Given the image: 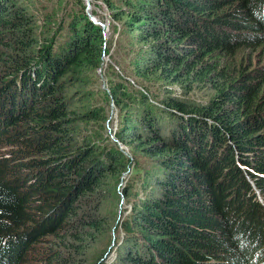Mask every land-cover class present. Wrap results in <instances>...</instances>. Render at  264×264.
<instances>
[{"label": "trees", "instance_id": "16d2710c", "mask_svg": "<svg viewBox=\"0 0 264 264\" xmlns=\"http://www.w3.org/2000/svg\"><path fill=\"white\" fill-rule=\"evenodd\" d=\"M117 1L107 0L115 20L146 50L143 74L186 89L165 86L162 106L141 99L120 130L119 141L132 142L131 129L160 159L119 264H261L264 73L225 70L217 56L263 42L264 0ZM8 17L0 13L5 31L20 32L24 20ZM85 26L59 57L44 47L3 68L12 81L0 87V143L10 147L0 150V264H101L108 253L97 248L110 228L103 207L126 163L78 140L54 85L100 63L101 30ZM207 83L215 93L206 102L188 98ZM21 88L30 105L17 100Z\"/></svg>", "mask_w": 264, "mask_h": 264}, {"label": "rangeland", "instance_id": "374dc122", "mask_svg": "<svg viewBox=\"0 0 264 264\" xmlns=\"http://www.w3.org/2000/svg\"><path fill=\"white\" fill-rule=\"evenodd\" d=\"M5 1L9 0H0L1 15H8L11 22L15 18L24 21L20 32H11L5 31L0 20V33L5 31L4 44L0 46V87H3V81L12 79L4 77L3 72L7 68H3L12 67L24 55H36L37 50L41 48L42 51L46 47L47 54L51 52L53 57H59L72 40L73 32L86 30L88 21L101 30L94 37L95 41L101 40L100 63L86 67L79 74L73 73V76L58 79L54 85L58 89L56 95L66 100L74 110L72 117L75 119L72 122L78 140L90 141L102 151L106 149L119 153L126 163L125 172L113 179L106 192L103 211L110 228L97 246L108 250L101 264H119L121 246L126 247L125 242L129 244L131 237L138 234L132 224V216L144 206L145 199L150 198L152 190L147 186V180L150 181V171L160 159L153 155L146 142H137L131 129H126V133L130 132L126 136H131L133 141L130 138L119 141L120 130L124 123L134 118L141 99L147 98L148 103L155 102L162 106V98L168 94L165 86L174 91L186 89L143 74L138 62L146 50L134 43L133 36L123 22L115 20L107 0H10L8 5ZM31 45L34 48L26 52ZM52 45L54 50H51ZM85 59L91 61V57ZM217 60L221 61L225 70L231 72L241 69L246 74L255 70L264 73V40L259 45H247L235 54L219 55ZM208 85L194 86L191 92L187 91L188 98L206 102L215 93V85ZM23 89L20 91L23 95L16 94L17 100L30 105V97ZM145 101L143 103L147 104ZM9 148L8 142L0 143V150L8 151Z\"/></svg>", "mask_w": 264, "mask_h": 264}]
</instances>
